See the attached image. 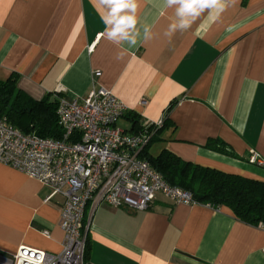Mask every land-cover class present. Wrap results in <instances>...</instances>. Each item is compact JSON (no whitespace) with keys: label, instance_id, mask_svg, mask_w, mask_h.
<instances>
[{"label":"crops","instance_id":"1","mask_svg":"<svg viewBox=\"0 0 264 264\" xmlns=\"http://www.w3.org/2000/svg\"><path fill=\"white\" fill-rule=\"evenodd\" d=\"M136 3L134 12L112 13L115 0H0V80L16 74L34 100L82 99L102 87L127 107L117 126L129 132L172 106L145 157L165 150L181 162L264 181V167L248 162L252 151L264 158V0H237L216 20L205 11L171 38L165 32L179 23L178 5ZM124 14L136 17L127 30L136 43H96ZM210 139L232 155L207 149ZM50 193L0 163L1 254L20 246L61 251L64 199L46 200ZM88 219L87 263L264 264V223L239 220L224 205L175 204L158 194L144 211L89 205Z\"/></svg>","mask_w":264,"mask_h":264},{"label":"built area","instance_id":"2","mask_svg":"<svg viewBox=\"0 0 264 264\" xmlns=\"http://www.w3.org/2000/svg\"><path fill=\"white\" fill-rule=\"evenodd\" d=\"M126 111L110 91L93 87L82 99L58 97L61 138L23 133L0 118V163L48 186L51 193L46 200L54 195L64 199L58 221L63 231L61 251L20 246L12 255L0 253V264H94L85 260L89 205L144 211L158 194L175 204H196L189 191L170 185L141 156L164 116L129 132L117 126ZM248 162L264 167V158L254 151ZM42 233L49 237L47 230Z\"/></svg>","mask_w":264,"mask_h":264},{"label":"trees","instance_id":"3","mask_svg":"<svg viewBox=\"0 0 264 264\" xmlns=\"http://www.w3.org/2000/svg\"><path fill=\"white\" fill-rule=\"evenodd\" d=\"M57 103L58 97L46 96L40 100L31 98L18 88L16 74L0 80V118L4 117L23 133L61 138L62 130L56 116ZM171 107L165 111L162 127ZM133 122L134 129L138 121ZM161 128L157 129L156 133ZM205 147L223 155H232L222 142L215 139L208 140ZM143 152L144 150L141 156L170 185L189 191L196 203L213 207L224 205L230 208L239 220L256 225L264 223V181L181 162L165 150L156 156L148 157H145Z\"/></svg>","mask_w":264,"mask_h":264},{"label":"clouds","instance_id":"4","mask_svg":"<svg viewBox=\"0 0 264 264\" xmlns=\"http://www.w3.org/2000/svg\"><path fill=\"white\" fill-rule=\"evenodd\" d=\"M113 2V0H108ZM237 0H165L167 6L178 5L176 15L180 18L179 23H173L166 30L165 35L171 38L176 31H186L191 28L192 24L204 13L208 11L212 20H216L230 6H233ZM137 7L136 0H115V6L112 13H119L123 9H132L133 12ZM106 23L111 20L102 17ZM136 25V17L134 14H124L116 19L115 26L111 29H105L104 32L97 34L96 43L100 38L104 37L109 41L118 42L120 39L130 40L131 44H135V37H130L128 29L134 28ZM117 58L122 56L119 54Z\"/></svg>","mask_w":264,"mask_h":264},{"label":"rangeland","instance_id":"5","mask_svg":"<svg viewBox=\"0 0 264 264\" xmlns=\"http://www.w3.org/2000/svg\"><path fill=\"white\" fill-rule=\"evenodd\" d=\"M122 122L123 121H121V120L117 121V125L121 126Z\"/></svg>","mask_w":264,"mask_h":264}]
</instances>
